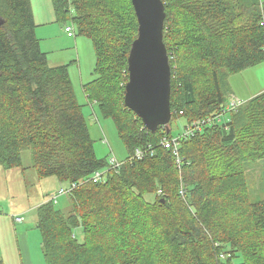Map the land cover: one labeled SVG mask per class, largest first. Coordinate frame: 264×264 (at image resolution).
I'll return each mask as SVG.
<instances>
[{
	"label": "trees",
	"instance_id": "16d2710c",
	"mask_svg": "<svg viewBox=\"0 0 264 264\" xmlns=\"http://www.w3.org/2000/svg\"><path fill=\"white\" fill-rule=\"evenodd\" d=\"M51 2L56 23L92 41L87 103L72 63L42 48L32 0H0V164L21 166L28 148L34 178L60 182L36 206L44 263L264 264V199L251 201L248 183L264 159V90L233 108L227 100L230 74L264 64V0H163L172 119L155 132L124 100L139 26L132 1ZM87 104L126 146L114 167L97 155ZM209 117L174 134L173 121Z\"/></svg>",
	"mask_w": 264,
	"mask_h": 264
},
{
	"label": "rangeland",
	"instance_id": "374dc122",
	"mask_svg": "<svg viewBox=\"0 0 264 264\" xmlns=\"http://www.w3.org/2000/svg\"><path fill=\"white\" fill-rule=\"evenodd\" d=\"M66 25H70V22L67 24L55 22L52 24L55 28L54 31L40 29L42 48L49 52L53 62L61 61L63 57L65 63L76 61L75 63L71 62L72 79L80 102L87 103L81 83V72L83 75H87L84 82L93 78L94 47L92 41L84 35L68 36L64 31ZM75 40L78 42L77 47L74 44ZM78 56L81 57V65ZM262 69H264V64L257 67L259 71ZM251 70L248 68L230 74L228 83L227 76H225L226 69H220L224 82L229 84L227 100L231 101V98L236 97L248 100L253 94L259 92L262 87L261 83L264 88V72L260 75V81L256 73ZM84 108L97 155L108 158L115 157L118 161H123L127 156V149L119 136L114 121L111 118L103 117L99 113L97 105L95 108L98 118L93 114L90 104ZM87 108L90 109L87 111ZM183 124V120L172 122L175 135L181 132ZM21 159L22 165L18 167L6 168L0 164V259L4 260L6 264H45L41 244L42 236L36 226V206L56 192L60 182L55 176L34 178L35 170L31 167L33 159L30 149L23 150ZM263 164L264 161L252 163L248 168V173L251 172L248 179L251 201L264 199V172L261 169ZM146 197H151V195ZM13 214H21L24 218L23 221H15Z\"/></svg>",
	"mask_w": 264,
	"mask_h": 264
},
{
	"label": "water",
	"instance_id": "95a60500",
	"mask_svg": "<svg viewBox=\"0 0 264 264\" xmlns=\"http://www.w3.org/2000/svg\"><path fill=\"white\" fill-rule=\"evenodd\" d=\"M131 1L139 26L129 52L124 100L155 132L159 126L168 128L172 119L171 65L164 42L165 4L163 0Z\"/></svg>",
	"mask_w": 264,
	"mask_h": 264
},
{
	"label": "crops",
	"instance_id": "0c3cea01",
	"mask_svg": "<svg viewBox=\"0 0 264 264\" xmlns=\"http://www.w3.org/2000/svg\"><path fill=\"white\" fill-rule=\"evenodd\" d=\"M32 4H33V10H34V15H35V20H36V24H37L38 35H39L40 29H45L46 31L47 30L49 31L50 29H52L54 31L55 28L52 26V24H54L56 22V16H55V13H54V9H53L51 0H32ZM62 31H63V29H62ZM74 44L77 47V45H78L77 40H75V43ZM48 57L50 58L49 55H48ZM50 61H52V60L50 59ZM78 61H79V64L81 65V57L80 56H78ZM71 62L72 63H75L76 61L75 60H72ZM52 63H55V64L65 63V58L63 57V59L61 61H57V62H53L52 61ZM257 67L250 68V69H252L251 71H253V72L256 73V76H257L258 80L261 81L260 75H262V72H264V69H262L261 71H259V70H257ZM80 72H81V70H80ZM85 78H87V75L85 76L81 72V83H82V85H83L84 81L86 80ZM263 79H264V77H263ZM261 86L262 87L259 90V92H261V91L264 90L262 83H261ZM258 93H256V94H258ZM256 94H253V96L256 95ZM235 99H238L240 101H244L245 98H243V97L237 98L236 97ZM91 108L96 113L95 106H93V107L91 106ZM87 111H88V108H87ZM261 161H264V159L263 160H260L259 163H261ZM261 169L264 172V164L261 167Z\"/></svg>",
	"mask_w": 264,
	"mask_h": 264
},
{
	"label": "built area",
	"instance_id": "2783aa9c",
	"mask_svg": "<svg viewBox=\"0 0 264 264\" xmlns=\"http://www.w3.org/2000/svg\"><path fill=\"white\" fill-rule=\"evenodd\" d=\"M67 30L70 31V28H67ZM69 34H71V32H69ZM241 104V101L238 100V99H233L231 100L230 102V106H228L229 108H233V107H236V106H239ZM216 118V117H215ZM214 117H209V118H206V119H203V120H200V121H194L193 123L191 124H188V125H185V134H189L190 132L192 133L194 130L196 129H200L202 124L208 122V123H211L213 122V120L215 119ZM218 120H220V116L218 118ZM165 146L166 147H169L170 145L168 143L165 142ZM136 156L137 157H142L143 154H142V151L140 149H137L136 150ZM119 162V161H118ZM110 163H112L111 165L114 167L117 165V160L115 158H112L110 159ZM101 175L100 173H97L95 175V177L99 178Z\"/></svg>",
	"mask_w": 264,
	"mask_h": 264
}]
</instances>
